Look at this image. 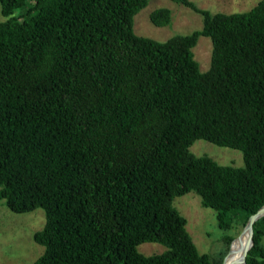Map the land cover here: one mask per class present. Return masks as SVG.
Returning a JSON list of instances; mask_svg holds the SVG:
<instances>
[{
	"label": "trees",
	"instance_id": "1",
	"mask_svg": "<svg viewBox=\"0 0 264 264\" xmlns=\"http://www.w3.org/2000/svg\"><path fill=\"white\" fill-rule=\"evenodd\" d=\"M171 1L201 14L199 32L135 35L148 0H0V201L44 211L34 264H223L234 237L198 253L173 199L195 193L222 231L264 205V0L235 14ZM196 140L240 151L243 167L192 155ZM252 242L246 264H264V217Z\"/></svg>",
	"mask_w": 264,
	"mask_h": 264
},
{
	"label": "rangeland",
	"instance_id": "2",
	"mask_svg": "<svg viewBox=\"0 0 264 264\" xmlns=\"http://www.w3.org/2000/svg\"><path fill=\"white\" fill-rule=\"evenodd\" d=\"M188 1L196 9L211 14H235L249 11L260 0ZM157 9L169 10V23L163 27L155 26L150 20L151 13ZM15 15L18 16L19 13ZM3 20L5 18L0 11V21ZM202 23L201 14L192 8L176 4L171 0H148L147 5L133 18V31L137 36L164 42L175 36H187L199 32ZM191 55L199 71L207 72L211 60L210 39L199 35L191 48ZM189 152L196 157H207L223 166L240 168L244 165L240 151L220 147L205 140L193 142ZM173 207L186 219V231L200 254L224 253L226 250L224 237L232 236L238 239L244 232L241 231L245 225L242 226L240 222H234L229 231L220 230L217 227L214 211L203 207L199 196L195 193L190 192L174 198ZM44 222L45 214L41 208L25 213H14L7 208L3 200L0 201V264H34L42 255L43 248L34 242L33 235L43 228ZM165 250L164 246L157 243H143L137 246V251L144 256L160 254Z\"/></svg>",
	"mask_w": 264,
	"mask_h": 264
},
{
	"label": "water",
	"instance_id": "3",
	"mask_svg": "<svg viewBox=\"0 0 264 264\" xmlns=\"http://www.w3.org/2000/svg\"><path fill=\"white\" fill-rule=\"evenodd\" d=\"M264 217V205L254 214V215H251L243 230L241 232L244 231V229L248 228L249 230V239H248V242L247 244L245 245L243 251H242V254H241V260H240V264H246V257H247V253L248 251L250 250V248L252 247V236H253V224L255 221H257L258 219ZM241 234V233H240ZM237 240V237L231 242L230 244V248L226 254V256L224 257V260H223V264H232V262L228 261V258L234 253V245H235V242Z\"/></svg>",
	"mask_w": 264,
	"mask_h": 264
},
{
	"label": "bare ground",
	"instance_id": "4",
	"mask_svg": "<svg viewBox=\"0 0 264 264\" xmlns=\"http://www.w3.org/2000/svg\"><path fill=\"white\" fill-rule=\"evenodd\" d=\"M249 239V230L248 228L244 229V232L236 240L234 247V253L228 258L227 262L230 261L232 264H240L241 254L243 251L244 245L247 244Z\"/></svg>",
	"mask_w": 264,
	"mask_h": 264
}]
</instances>
